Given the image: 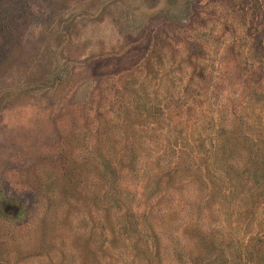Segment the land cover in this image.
Here are the masks:
<instances>
[{
    "label": "rangeland",
    "instance_id": "rangeland-1",
    "mask_svg": "<svg viewBox=\"0 0 264 264\" xmlns=\"http://www.w3.org/2000/svg\"><path fill=\"white\" fill-rule=\"evenodd\" d=\"M0 264H264V0H0Z\"/></svg>",
    "mask_w": 264,
    "mask_h": 264
}]
</instances>
